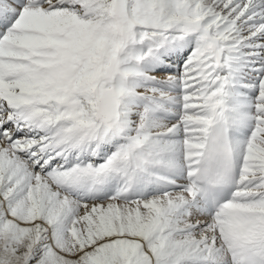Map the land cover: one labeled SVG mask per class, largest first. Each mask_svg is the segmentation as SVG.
<instances>
[{
  "label": "snow or ice",
  "instance_id": "1",
  "mask_svg": "<svg viewBox=\"0 0 264 264\" xmlns=\"http://www.w3.org/2000/svg\"><path fill=\"white\" fill-rule=\"evenodd\" d=\"M0 264H264V0H0Z\"/></svg>",
  "mask_w": 264,
  "mask_h": 264
}]
</instances>
